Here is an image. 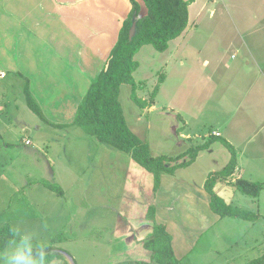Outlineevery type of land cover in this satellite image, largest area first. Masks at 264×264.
<instances>
[{
  "label": "crops",
  "instance_id": "crops-1",
  "mask_svg": "<svg viewBox=\"0 0 264 264\" xmlns=\"http://www.w3.org/2000/svg\"><path fill=\"white\" fill-rule=\"evenodd\" d=\"M135 1L141 8L140 16H145L146 8L142 1ZM130 11V0H0V74L4 75L0 77V82L20 84L24 96L27 81L32 97L51 123L46 125L56 132L66 130L72 134L73 128H76L72 123L77 107L105 66ZM184 32L186 34V30ZM252 33L254 37L249 41L243 40L230 57L231 60L226 62L219 89H210L212 95L209 101L213 105L210 117L198 126L200 114H192L194 126L201 128L195 139H200L204 127L209 128L200 142L194 143V147L204 145L210 137H218L235 150L236 168L233 175L218 183L221 187L232 189L229 205L240 214L249 211L243 209L264 211V30L255 29L250 35ZM179 40L181 38L171 41V44L175 41V45L161 54L172 64L177 63L182 50ZM8 106L0 100V137H5L6 133L0 150L1 147L14 146L16 137L13 125L10 127L9 123L1 122L3 116L14 115V109ZM25 106L28 108L26 100ZM209 108H212L211 105ZM148 109L153 110V106ZM190 125L184 121L180 137L185 139L181 140H195L189 134H182L184 131L188 133ZM25 136L24 148L33 147V152L40 153L46 159L49 175L53 179L57 177L52 171V164L74 155V151L69 149L71 142L83 148L90 144L88 140H62L60 136L54 139L45 137L33 146L28 139V131H25ZM26 141L30 144L26 145ZM230 159L226 148L220 142H214L199 152L188 167L178 169L172 176L162 175L156 192L153 190L152 174L129 159L123 188L129 191L122 194L117 217L113 216L114 221L107 232V237H110L106 243L109 259L120 257L121 261L132 263L150 261L151 253L143 248V241L153 230V223L146 220L148 209L153 206L155 222L165 225L172 238L174 256L180 261L191 256L206 235L211 239L206 240L204 245V259L209 257L223 261L222 264H239L247 256L255 255L252 261L264 260V231L256 229L257 221L235 218L236 222L231 223L235 228L229 230L228 235L223 237L222 232L220 235L211 233L216 227L222 228L225 218L220 219L211 211V199L204 184L210 174L223 171ZM216 165L219 168H214ZM189 172L194 178L183 176ZM238 179L261 183L263 190L257 198H236L239 192L232 187V183ZM44 181L45 190L47 185H53L46 178ZM60 184L63 189L60 188L62 195L58 197L64 198L63 182ZM131 185L132 188L129 187ZM182 192L188 196L182 198L186 207H191L189 203L192 205L191 216L175 213L180 200L177 197ZM235 202L236 206L233 205ZM63 209V204L55 206V213H61ZM163 209L175 215L173 224L162 212ZM33 210L36 208L33 207ZM48 211L45 206L42 214L44 220L48 219ZM33 218L36 219V214H33ZM260 218L259 221L264 223V216ZM4 224H8V220L2 221L0 216V227Z\"/></svg>",
  "mask_w": 264,
  "mask_h": 264
},
{
  "label": "rangeland",
  "instance_id": "rangeland-1",
  "mask_svg": "<svg viewBox=\"0 0 264 264\" xmlns=\"http://www.w3.org/2000/svg\"><path fill=\"white\" fill-rule=\"evenodd\" d=\"M188 10L189 21L186 34L183 32L184 36L179 37L182 50L176 64H172V61L151 46H143L135 56L139 64L133 74L137 85L136 95L148 104L147 107L139 108L131 101L129 86H122L119 93V102L130 130L148 146L152 157L178 159L171 164L188 160V157H184L185 153L195 149L194 143L200 142L209 130L204 127L200 139H195L194 136L199 134L197 132L201 128L194 126L192 114H200L198 126L212 114L210 89H219L226 62L231 60L230 57L243 40L249 41L254 37V33L250 35V32L255 29L264 30V0H193ZM173 45L175 41L169 43L168 49ZM156 87L157 92L153 98ZM20 89V84L0 82V100L14 109V115L3 116L1 122L9 123L10 127L13 125L16 133L14 146L1 147L0 150L2 221L7 219L11 228L18 226L22 231L33 232L37 240L47 245L54 244L63 256L62 260H54V264H135L136 261H121L120 257L110 260L106 244L110 238L107 232L114 221L113 216L117 217L121 196L129 191L123 188L126 182L125 171L131 158L99 143L77 127L73 128L72 134L66 130L56 132L50 129L39 116L26 108ZM210 105L212 108H209ZM152 106L153 110H149ZM182 118L185 124H192L188 133L184 131L182 134H189L194 141L181 140L185 139L180 137L184 130ZM25 131L29 132L28 139L33 146L45 137L54 139L60 136L62 140H88L90 144L83 148L71 142L69 149L74 151V155L52 164V171H55L57 177L53 179L49 175L46 159L40 153L33 152V147L24 148ZM1 134L4 135L3 132ZM5 138L6 133L5 137H0V145ZM183 176L194 178L190 172ZM45 178L59 189H63L60 184L63 182L66 196L59 198L52 189L46 187L45 190ZM129 187L132 188V185ZM183 192L177 197L180 200L175 213L191 216L192 205L189 203L191 207H186L183 203L182 198L187 196ZM241 197L244 196L240 193L236 196ZM60 204L64 205V209L61 213H55V206ZM45 206L49 209L47 220L42 218ZM243 210H249L244 211L243 215L251 216L246 220L257 221L256 229L264 231V223L259 221L264 211ZM162 212L166 213L172 224L175 222H172L175 215L164 209ZM33 214H36V219ZM232 222H236L234 218H225L223 230L216 227L211 233L220 235L222 232L223 237L228 235V231L235 228ZM209 239L211 237L208 235L203 236L195 252L179 264H222L223 261L214 258L204 259V245ZM14 242L0 254V264H5V254L14 246ZM246 258L239 264L252 262L255 255ZM260 264H264V260Z\"/></svg>",
  "mask_w": 264,
  "mask_h": 264
},
{
  "label": "trees",
  "instance_id": "trees-1",
  "mask_svg": "<svg viewBox=\"0 0 264 264\" xmlns=\"http://www.w3.org/2000/svg\"><path fill=\"white\" fill-rule=\"evenodd\" d=\"M146 8V15L139 17L140 5L130 0L131 11L124 20L119 31L117 42L112 48L105 66L98 74L96 80L90 85L85 96L79 103L72 125L81 129L86 135L96 139L99 143L107 145L117 151L128 155L133 162L143 168L154 178L153 190L156 192L160 186L162 175L172 176L178 169L186 168L197 157L198 153L206 150L214 142L226 148L231 159L228 166L221 172L210 174L204 184V189L210 196V209L220 219L236 218L246 220L249 215H243L226 206L213 192L216 183L230 178L236 168V155L233 147L224 139L210 137L208 141L195 149L185 153L188 160L175 163L178 159L165 156L152 157L149 148L128 127L121 104L119 93L122 86L131 88V101L139 108L147 107V103L136 95L137 85L133 74L138 69L135 55L143 46H151L158 53H164L169 43L179 38L186 30L189 21V6L193 0H141ZM135 24V33L130 38L131 27ZM157 87L153 92L156 95ZM26 104L30 111L39 116L46 124H51L43 116L40 106L32 97L26 81L24 87ZM152 98V101H153ZM59 127V126H58ZM62 195L61 189L47 185ZM240 194L249 198H257L263 190V184L252 183L238 179L232 183ZM146 220L153 223V230L149 237L143 241V248L151 253L149 262H136L135 264H179L171 246V236L165 225L155 222V208L148 209ZM17 237L13 234L11 226L4 224L0 227V253H3ZM49 261L62 260L54 244H48ZM257 261L248 264H260Z\"/></svg>",
  "mask_w": 264,
  "mask_h": 264
},
{
  "label": "clouds",
  "instance_id": "clouds-1",
  "mask_svg": "<svg viewBox=\"0 0 264 264\" xmlns=\"http://www.w3.org/2000/svg\"><path fill=\"white\" fill-rule=\"evenodd\" d=\"M12 232L18 240L6 252L5 264H54L49 261L48 245L37 240L33 232L22 231L18 226Z\"/></svg>",
  "mask_w": 264,
  "mask_h": 264
},
{
  "label": "water",
  "instance_id": "water-1",
  "mask_svg": "<svg viewBox=\"0 0 264 264\" xmlns=\"http://www.w3.org/2000/svg\"><path fill=\"white\" fill-rule=\"evenodd\" d=\"M135 33V24L133 23L131 30H130V38L134 36ZM213 192L217 195L219 199H221L226 206H229L230 199L233 195V191L230 188L221 187L220 183H217L213 188Z\"/></svg>",
  "mask_w": 264,
  "mask_h": 264
},
{
  "label": "built area",
  "instance_id": "built-area-1",
  "mask_svg": "<svg viewBox=\"0 0 264 264\" xmlns=\"http://www.w3.org/2000/svg\"><path fill=\"white\" fill-rule=\"evenodd\" d=\"M0 77H1V78H3V77H4V75H3V74H0ZM25 144H26V145H29V144H30V142H29V141H26V142H25Z\"/></svg>",
  "mask_w": 264,
  "mask_h": 264
}]
</instances>
